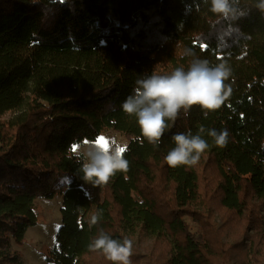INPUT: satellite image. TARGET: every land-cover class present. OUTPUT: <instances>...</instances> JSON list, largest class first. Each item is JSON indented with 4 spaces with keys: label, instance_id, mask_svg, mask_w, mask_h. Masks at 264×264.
Returning <instances> with one entry per match:
<instances>
[{
    "label": "trees",
    "instance_id": "1",
    "mask_svg": "<svg viewBox=\"0 0 264 264\" xmlns=\"http://www.w3.org/2000/svg\"><path fill=\"white\" fill-rule=\"evenodd\" d=\"M232 21L210 0H0V264H23L12 245L37 223L35 199L61 198L45 259L111 264L88 247L103 229L133 241L132 264H264V13ZM193 58L227 61L231 93L205 118L183 111L154 146L120 105L139 75ZM11 114L10 117H5ZM227 129L194 167H169L175 133ZM112 129L126 138V173L84 188L74 141ZM127 176V179H125ZM91 183V182H90ZM100 213L99 222L90 218ZM196 226L193 230L188 222Z\"/></svg>",
    "mask_w": 264,
    "mask_h": 264
},
{
    "label": "clouds",
    "instance_id": "2",
    "mask_svg": "<svg viewBox=\"0 0 264 264\" xmlns=\"http://www.w3.org/2000/svg\"><path fill=\"white\" fill-rule=\"evenodd\" d=\"M31 3L37 5L41 0H31ZM52 3L53 0H49L41 11L54 15ZM238 3L239 0H210V12L235 21L247 15L246 10L237 7ZM255 7L264 13V0H258ZM231 75L232 69L227 61L212 64L207 59L193 58L186 69L176 67L167 74L152 72L139 75L120 107L125 114L136 118L141 133L136 139H146L156 146L168 129V122L175 121L181 111L188 116L193 106H199L206 118L209 112L219 109L231 93V86L226 83ZM205 131L217 147L227 145V129L217 131L201 127L197 134L191 131L175 133L172 136L174 147L164 156L166 164L172 168L194 167L210 147L201 135ZM74 144L72 158L80 164L83 179L93 186L107 184L117 172L129 170L125 148L115 139L101 136L94 140L74 141ZM261 148L264 149V144ZM99 219L100 213L93 215L90 226L96 225ZM88 247L91 251L101 252L111 264H132L134 244L127 237L116 239L101 229Z\"/></svg>",
    "mask_w": 264,
    "mask_h": 264
},
{
    "label": "rangeland",
    "instance_id": "3",
    "mask_svg": "<svg viewBox=\"0 0 264 264\" xmlns=\"http://www.w3.org/2000/svg\"><path fill=\"white\" fill-rule=\"evenodd\" d=\"M10 116L11 114L5 115V117ZM101 136L115 139L121 146L126 143V138L112 129L103 131L96 139ZM84 188L89 195L94 193L90 182L85 181ZM60 207L61 198L58 196L51 199L42 197L35 199L37 223L26 229L23 242L20 245H12V248L21 255L23 264H53L45 259V253L52 245L55 232L61 222ZM188 222L190 227L195 230L196 225L190 220Z\"/></svg>",
    "mask_w": 264,
    "mask_h": 264
},
{
    "label": "snow or ice",
    "instance_id": "4",
    "mask_svg": "<svg viewBox=\"0 0 264 264\" xmlns=\"http://www.w3.org/2000/svg\"><path fill=\"white\" fill-rule=\"evenodd\" d=\"M100 139H103V138H100Z\"/></svg>",
    "mask_w": 264,
    "mask_h": 264
}]
</instances>
